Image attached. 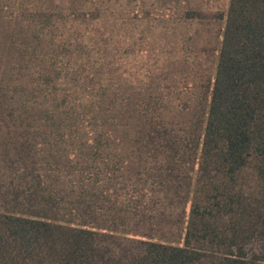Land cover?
Wrapping results in <instances>:
<instances>
[{"label": "trees", "instance_id": "obj_1", "mask_svg": "<svg viewBox=\"0 0 264 264\" xmlns=\"http://www.w3.org/2000/svg\"><path fill=\"white\" fill-rule=\"evenodd\" d=\"M192 12L0 0V264H264V0Z\"/></svg>", "mask_w": 264, "mask_h": 264}, {"label": "rangeland", "instance_id": "obj_2", "mask_svg": "<svg viewBox=\"0 0 264 264\" xmlns=\"http://www.w3.org/2000/svg\"><path fill=\"white\" fill-rule=\"evenodd\" d=\"M9 2H25L39 14L36 18L74 20L76 18H96L98 21H132L159 22L175 21L186 17L190 12L195 17L212 18L218 13L226 12L230 0H179L180 5L161 1L152 5V1L140 0H9ZM168 4H167V3ZM185 3V4H184ZM137 30L142 31V27ZM123 35L127 34L125 31Z\"/></svg>", "mask_w": 264, "mask_h": 264}, {"label": "crops", "instance_id": "obj_3", "mask_svg": "<svg viewBox=\"0 0 264 264\" xmlns=\"http://www.w3.org/2000/svg\"><path fill=\"white\" fill-rule=\"evenodd\" d=\"M132 1H134V0H132ZM140 1H152V5H154L156 2L157 3H160L161 1H169L168 3H174L175 4V6L174 7H177L178 5H180V2H179V0H140ZM182 1H186V0H182ZM167 3V2H166ZM167 3V4H168ZM185 4V3H184ZM159 22H161V21H159ZM171 22V21H170Z\"/></svg>", "mask_w": 264, "mask_h": 264}]
</instances>
